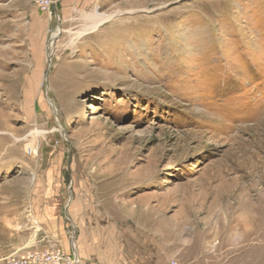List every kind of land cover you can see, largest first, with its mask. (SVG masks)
Returning <instances> with one entry per match:
<instances>
[{
    "label": "rangeland",
    "instance_id": "1",
    "mask_svg": "<svg viewBox=\"0 0 264 264\" xmlns=\"http://www.w3.org/2000/svg\"><path fill=\"white\" fill-rule=\"evenodd\" d=\"M62 2L0 0V264H264V0Z\"/></svg>",
    "mask_w": 264,
    "mask_h": 264
},
{
    "label": "built area",
    "instance_id": "2",
    "mask_svg": "<svg viewBox=\"0 0 264 264\" xmlns=\"http://www.w3.org/2000/svg\"><path fill=\"white\" fill-rule=\"evenodd\" d=\"M41 12L56 8L58 0H35ZM2 264H80L75 245L70 250L60 247L28 249L7 254L1 258ZM169 264H181L171 261Z\"/></svg>",
    "mask_w": 264,
    "mask_h": 264
},
{
    "label": "crops",
    "instance_id": "3",
    "mask_svg": "<svg viewBox=\"0 0 264 264\" xmlns=\"http://www.w3.org/2000/svg\"><path fill=\"white\" fill-rule=\"evenodd\" d=\"M59 1H65L64 3L62 2V4H68L69 1L72 0H58V3ZM70 249L71 248L67 250ZM77 253L81 260L80 264H153L152 256L148 254H145L143 256H129L127 254H122L119 256H110V258L102 259V257L98 256L97 254L83 253L82 251L80 253V251L78 250Z\"/></svg>",
    "mask_w": 264,
    "mask_h": 264
},
{
    "label": "bare ground",
    "instance_id": "4",
    "mask_svg": "<svg viewBox=\"0 0 264 264\" xmlns=\"http://www.w3.org/2000/svg\"><path fill=\"white\" fill-rule=\"evenodd\" d=\"M112 16H114V15H106V16L99 18L95 15V13L90 15V18L92 20L91 27H90L91 30L97 29L100 26V24L104 23L106 20L110 19ZM5 118L3 115V110L0 108V152L2 151V148L5 145V143L8 142L7 136L10 134V132L8 131L9 128L7 126V122H6ZM10 135H12L15 139H18V137L16 135H14V134H10ZM10 135H9V138H10ZM8 147H10V146H8ZM4 149H5L4 151H6V148H4ZM0 155L4 156L3 151ZM30 244H31V241H30Z\"/></svg>",
    "mask_w": 264,
    "mask_h": 264
}]
</instances>
